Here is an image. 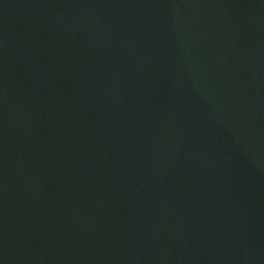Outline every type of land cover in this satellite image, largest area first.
I'll return each mask as SVG.
<instances>
[{
	"label": "water",
	"instance_id": "obj_1",
	"mask_svg": "<svg viewBox=\"0 0 264 264\" xmlns=\"http://www.w3.org/2000/svg\"><path fill=\"white\" fill-rule=\"evenodd\" d=\"M0 264H264V0H0Z\"/></svg>",
	"mask_w": 264,
	"mask_h": 264
}]
</instances>
